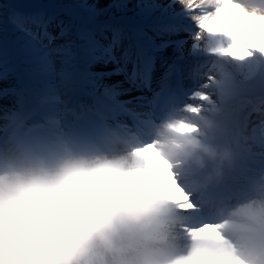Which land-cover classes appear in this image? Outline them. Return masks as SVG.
Segmentation results:
<instances>
[{
	"label": "clouds",
	"instance_id": "9594fccd",
	"mask_svg": "<svg viewBox=\"0 0 264 264\" xmlns=\"http://www.w3.org/2000/svg\"><path fill=\"white\" fill-rule=\"evenodd\" d=\"M232 2L264 14V0ZM234 23L225 17L215 33L198 27L226 49ZM207 127L177 115L148 139L115 126L0 135V264H264V197L196 226L179 219L190 208L181 180L202 186L231 161L226 146L203 138Z\"/></svg>",
	"mask_w": 264,
	"mask_h": 264
},
{
	"label": "rangeland",
	"instance_id": "374dc122",
	"mask_svg": "<svg viewBox=\"0 0 264 264\" xmlns=\"http://www.w3.org/2000/svg\"><path fill=\"white\" fill-rule=\"evenodd\" d=\"M158 1H110L101 9L98 8L100 0H0V84L5 85L0 98L8 99V107L0 110V122L4 125L2 135L15 132L16 128L19 131V126L23 125L20 130H30L33 124H45L47 118L53 119L55 124L63 122L69 118L67 113H73L77 102L90 103L93 94L105 89L97 67L101 61L116 66L124 78H129L136 75L130 74L133 63L142 57L149 65L146 73L149 82L163 71L174 72L171 69L174 62L164 54L165 49L178 40L170 34L195 35L198 30L187 28L189 23L181 16L174 24L150 27V19L160 20L167 15L166 4ZM160 12L165 14L159 17ZM153 51L155 55V52L165 55L166 60L152 59L149 53ZM235 59L239 69L217 55L206 56L199 62L183 56L175 60L178 68L184 70L183 74L190 73L192 80L188 81L195 84L199 75H203L200 79L201 84L207 86L208 102L197 105L206 110L219 105L218 92L227 94L220 90V82L227 80L230 83L233 78L231 83L238 96L227 103L222 102L212 116V125L220 123L221 126L216 125L222 127L226 115H237L243 123L237 126L240 128L238 133L248 134L251 147L261 150L264 155V58L251 59L248 64L245 58ZM215 66L220 75L212 72ZM192 68L196 69L195 74ZM171 76L175 78V75ZM153 83L156 84L153 81L152 86ZM187 87L192 92L199 89L190 84ZM60 101L63 104L61 120L53 114ZM202 112L203 116L210 114ZM202 114L196 112L197 122H206L201 118ZM254 141L260 143L257 148L252 145ZM263 165L264 160L252 164L251 168L257 166L260 169L255 168L245 176L252 186L248 190L254 191L245 197L251 196L247 201L264 197V181L259 180L264 173ZM184 191L189 195L188 190ZM179 219L187 223V219Z\"/></svg>",
	"mask_w": 264,
	"mask_h": 264
},
{
	"label": "bare ground",
	"instance_id": "6f19581e",
	"mask_svg": "<svg viewBox=\"0 0 264 264\" xmlns=\"http://www.w3.org/2000/svg\"><path fill=\"white\" fill-rule=\"evenodd\" d=\"M110 1L115 2L118 0H100L98 4V8H103L106 4H108ZM158 3H165L166 4V11L167 15L160 20L150 19L149 25L155 26L160 25L161 23H172L176 18L179 16L185 18V23L189 27V29H196L198 30L195 35L185 34V33H171L170 36L177 37L178 40L175 41L171 46L167 47L164 51V54L171 58V60L179 59L182 56L185 58H189L190 60H193L195 62H199L200 60L204 59L206 56L212 55V56H223L226 58L229 63L235 68L239 69L240 65L238 61L235 59V57L230 55L223 54L218 46H223V41H220L217 37H214L206 32H203L198 27V18L199 16L196 15V12L194 9H192L193 6L188 5L185 0H159ZM208 2H202L198 5H194L195 7H202ZM164 12H160L158 15L161 17L164 15ZM191 18V19H190ZM176 21V20H175ZM232 27L229 25L228 30H231ZM153 43V42H152ZM181 56V57H180ZM257 58L263 59L264 54L260 52H253L252 55L246 56V62L247 64L250 63L251 59ZM104 60V59H103ZM120 61V59H117ZM145 61V60H144ZM144 68H146V64L143 65ZM98 72L103 76V85L105 89L103 92H98L96 94H93L92 96V103L86 104L83 101L77 102L75 105V108L73 112L81 113L82 111H87L92 113H98V114H104L107 115V119L114 120L117 118V120L120 122L114 123L118 128H122L126 126L127 119L134 118L135 120H140L143 118L153 117L152 113L149 114L148 109L146 106L151 104V100L148 97V95L145 94V92L141 91L139 88L138 82H135L131 80L130 78H124V75L119 71V68H116V66H113L112 64H109V62L101 61L100 64L97 65ZM171 70L163 71L162 74H159L158 77L153 78V81L157 83L158 89H161L162 87L166 86L164 85L172 78ZM212 72L214 74H221L220 71L216 68V66L212 69ZM223 77V76H222ZM185 79V84L189 85L190 81H188L187 76ZM223 79H226L223 77ZM246 78H242V80H245ZM233 78H231L232 82ZM152 81V82H153ZM225 81V80H224ZM229 83L227 80L222 83L220 82L221 87L220 90H224L227 92V94L218 92L217 97L219 98V105L212 106L213 108L207 110L204 107H198V103H205L208 102L206 100L208 97L206 95L207 93V86L201 84V79L197 81V84L199 85V88L197 92H193L189 95H187L185 99V104H183V109L181 115L187 116L189 119H197V113L202 114L203 110L204 112H210V114L207 116L205 115L201 117L203 120L206 121L208 124V132H205L203 135V138L208 140L209 142L224 145L228 148L229 152H232L235 157L238 158V160L242 159V161H248L250 162L252 159H255L253 155H256L260 158L262 157L261 150L254 149L249 144L248 140V134H238L240 128L237 129L238 125H243L241 123V119L237 117L235 114H229L226 115V123L222 125V127H218L220 123H214L212 125V116L217 113L219 108L223 103H227V101L236 98L237 92L234 90V85L232 83ZM2 84H0V92L2 91ZM234 97V98H233ZM8 99L0 98V110L6 109L8 107ZM63 101V100H62ZM59 102V108H57L53 114L56 116V118H60V114L62 112L61 108L63 104ZM196 103V104H195ZM200 105V104H199ZM110 109H113V113L110 112ZM196 110V112H195ZM171 114H176L175 112H171ZM211 116V118L209 117ZM155 119V118H154ZM75 121V120H74ZM62 122V121H61ZM113 121H106V120H100L97 122H90L86 124L87 127L86 132H91L95 130H99L105 126H111ZM0 122V135H2V129L3 124ZM139 123L143 125V123H146L145 121L141 120ZM47 124H49V127H55L54 124H52L51 121H49ZM68 124L74 125L75 122L73 121L69 122ZM109 124V125H108ZM217 124V125H216ZM57 125V124H56ZM76 125V124H75ZM81 125V124H79ZM38 126V125H35ZM78 126V125H76ZM144 126V125H143ZM221 126V125H219ZM80 128V127H79ZM71 130V128H69ZM73 131L82 132L78 128L74 129ZM247 140V141H246ZM259 142L254 141L252 145L258 147ZM235 166V165H234ZM233 166V167H234ZM241 167V168H239ZM235 169L236 173H240L243 175L245 172H247L249 169L248 166H239ZM191 175V171L185 170V175L189 176ZM243 176H241L242 178ZM260 181H264V173L261 176ZM183 182V180H181ZM232 184H236L235 181L232 182ZM230 184L231 187H234V185ZM238 185V184H237ZM197 186V185H194ZM206 187V186H205ZM257 198V197H256ZM254 198V199H256ZM191 211L187 210L185 213H182L180 216H185L186 214L190 213Z\"/></svg>",
	"mask_w": 264,
	"mask_h": 264
},
{
	"label": "snow or ice",
	"instance_id": "6c2138e0",
	"mask_svg": "<svg viewBox=\"0 0 264 264\" xmlns=\"http://www.w3.org/2000/svg\"><path fill=\"white\" fill-rule=\"evenodd\" d=\"M185 2L193 6L192 9H194L196 8L194 5H198L202 0H185ZM203 2L223 4V10L217 7L215 15L205 13L199 16L198 26L200 28L213 33L223 32L225 17H234L237 21L232 25L230 31L223 33L231 38L232 43L226 49L221 48L222 53L237 59H244L246 56L252 55L253 52L264 54V14L256 11H245L238 4L233 3L232 0H203ZM189 207H194L190 200Z\"/></svg>",
	"mask_w": 264,
	"mask_h": 264
}]
</instances>
